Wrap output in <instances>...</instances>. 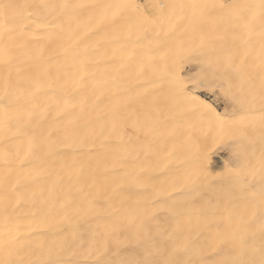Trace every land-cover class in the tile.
<instances>
[{
  "label": "bare ground",
  "instance_id": "6f19581e",
  "mask_svg": "<svg viewBox=\"0 0 264 264\" xmlns=\"http://www.w3.org/2000/svg\"><path fill=\"white\" fill-rule=\"evenodd\" d=\"M0 264H264V0H0Z\"/></svg>",
  "mask_w": 264,
  "mask_h": 264
},
{
  "label": "rangeland",
  "instance_id": "374dc122",
  "mask_svg": "<svg viewBox=\"0 0 264 264\" xmlns=\"http://www.w3.org/2000/svg\"><path fill=\"white\" fill-rule=\"evenodd\" d=\"M158 1H160V3L163 4V0H158ZM223 1L226 4H229L233 0H223ZM137 2L139 4L143 3V5H147L148 6V3L150 2V0H137ZM255 4L256 3L251 2L250 6L248 4L246 6H249V8H251V7L253 8V6L255 7ZM241 8H243L244 10L242 12L237 10L238 13L236 12V7H233L231 9L232 13L236 14L235 17H238L237 15L240 12H241L240 14H241L242 17L243 16L247 17V15L249 14V10H251L248 7H241ZM241 8H239V9H241ZM245 10H247V12ZM196 11H197V13L194 12V11L182 12V15H181V13L175 11L174 14H173L174 15L173 18H175V19L177 18V20H178V18L180 17V19L178 20L177 24L180 23V20H181V22H183L182 21L183 18H184L183 20H185L183 23H186V24L189 23V25L187 24L188 25V29H186V31L188 30V32L190 31L194 35V39H193L194 43L192 42L193 43V47L195 46V48H197L199 50L206 49L207 47L208 48L212 47L213 49L217 48L218 46L215 43H217L219 41V39H220L219 34H218L219 33L218 26H220L219 25L220 23L218 22V17L216 15V13H213V12H206L205 13L204 11H203V13H201V11H198V10H196ZM250 12L253 14V16H255L254 14H256V13H254L253 11H250ZM210 13H211V15H210ZM231 15H233V14H231ZM223 16L227 17L228 14H226V15L224 14ZM249 16L250 17H247V20L248 19L251 20L252 15L249 14ZM186 19L187 20L190 19V21H186ZM245 21H246V18H245ZM247 22H249V21H247ZM247 22L246 23L243 22V23H245V25H246ZM180 24H182V23H180ZM214 27L217 28L216 29L217 32H215L212 29ZM227 31L229 32L230 30H227ZM233 33H236V31H233ZM204 34H207V35L209 34L208 38H206V40L204 39ZM235 35H236V37L238 35V37L236 39L234 38V43H235V40L236 41L239 40L240 37H242L243 40L246 38V36H245V34L243 32L238 33V34L236 33ZM199 36L202 39H200ZM201 40H202V42H201ZM251 41H253V40L251 39ZM199 44H201V45L199 46ZM210 45H212V46H210ZM214 45H215V47H214ZM182 62H183V64L181 63L182 64V68L181 69L183 70L184 77L186 79V85H187L188 91H193V92H196L198 94H201V95L205 96L220 111H224L227 114L229 113V115L233 117V115H234L233 102H232V100L230 99V97L227 94H224L222 92V89L219 87V85L217 83H215L214 80L212 81L211 79L210 80L209 79H203L202 74H201L203 69L200 68L199 65L196 62H190L188 60H184ZM247 79H248L247 73H243L241 75V83L240 84H237L235 81L233 82L234 84L231 85V88L235 90L236 95L246 96V94H248V92H251V89H252L253 85L251 83V85L248 86L247 85ZM199 83H201V84H199ZM209 83H211V84H209ZM208 86H210V87L208 88ZM222 143L220 145L218 144V146H216L215 152H221V154L223 156V159L227 160L228 162L235 163V161H237V158H238V156H236V155H238V153L237 152L230 153L229 152L230 151L229 150V146L231 144L234 145V146H237V145H235V144H233L232 142H229V141L227 143L226 142H222Z\"/></svg>",
  "mask_w": 264,
  "mask_h": 264
}]
</instances>
